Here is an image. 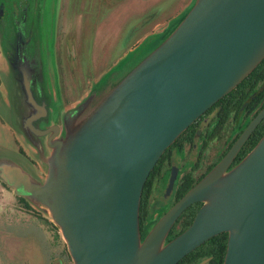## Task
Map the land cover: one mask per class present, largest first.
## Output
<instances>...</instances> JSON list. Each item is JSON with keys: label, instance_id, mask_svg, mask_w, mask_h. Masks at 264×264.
Returning <instances> with one entry per match:
<instances>
[{"label": "water", "instance_id": "water-1", "mask_svg": "<svg viewBox=\"0 0 264 264\" xmlns=\"http://www.w3.org/2000/svg\"><path fill=\"white\" fill-rule=\"evenodd\" d=\"M180 18L120 78L104 90L101 80L111 74L94 78L67 105L42 65L41 81L30 76L17 53L26 47L0 25L1 70L19 112L14 135L32 160L0 146V183L57 229L71 264H176L221 233L222 264H264V133L231 165L264 106L140 238V195L156 161L264 58V0H190L173 20ZM194 203L191 223L165 241Z\"/></svg>", "mask_w": 264, "mask_h": 264}, {"label": "rangeland", "instance_id": "rangeland-1", "mask_svg": "<svg viewBox=\"0 0 264 264\" xmlns=\"http://www.w3.org/2000/svg\"><path fill=\"white\" fill-rule=\"evenodd\" d=\"M102 1L106 0H5L6 9H10L3 22L6 33L13 38L16 31L20 46L22 43V47L35 49L43 72L50 75V90L61 94L64 105L89 91L94 78L111 74L109 78H102L101 83L106 84L103 90L110 81L120 78L160 40V33L145 35L144 26L163 22L182 2L149 0L141 5L140 0H123L112 8L103 6ZM188 2L184 0L183 4ZM186 5L182 6V11ZM175 22L172 20L173 24ZM57 35L63 65L60 66L62 85L55 51L53 55ZM12 87L10 75L1 70L0 60V146L14 152L20 149L21 154L32 161L27 147L14 135L19 112L13 101ZM9 158L23 162L18 154ZM156 197L160 203L158 198H163L164 194L159 192ZM18 207L15 195L0 183V264H42L41 240L45 230L32 219L18 214Z\"/></svg>", "mask_w": 264, "mask_h": 264}, {"label": "flooded vegetation", "instance_id": "flooded-vegetation-1", "mask_svg": "<svg viewBox=\"0 0 264 264\" xmlns=\"http://www.w3.org/2000/svg\"><path fill=\"white\" fill-rule=\"evenodd\" d=\"M122 1L123 0H106L102 1V5L113 8ZM147 1L149 0H140V4L143 5V3ZM183 1L184 0H182L181 6L177 11H172L169 18L165 19L163 22L145 25L144 27L147 28L145 35L160 33L161 39L165 38L182 18L178 19L174 24L172 23V20L182 13L181 8L186 5L185 3L183 4ZM186 1L188 2L189 0ZM6 7L5 0H0V25L3 24L4 20L8 17L7 12H9L10 9H6ZM19 25H21L20 20ZM14 36H18L16 31ZM56 45L55 58L59 69L60 84L62 85L63 74L62 68L60 67L62 63L60 62L59 52L61 46L59 47L60 38L58 35ZM20 47H22V45ZM25 47V50L21 49L19 51L18 46L17 53H22L21 59L24 60L21 61L25 65V69H28L30 76H32V78L38 76L41 81V60L38 59L33 47ZM250 87L251 86L240 95H237L234 99H232L234 93L223 98L224 95L219 99L220 101L218 100L219 102L217 101L214 103L189 125L184 130L185 132L183 131L184 134L182 136L179 135L161 154L153 166L152 169L155 168V170H153L149 178V192L146 196V215L144 218L147 217V215L148 217L145 219L143 218L142 222L139 224L140 237L145 235L144 225L146 223H151L150 221L155 214L164 212L174 203L173 200L175 199L177 190H182L188 186L190 182L201 179L222 158L248 125L249 121L252 120L264 106V84L260 87ZM263 120L264 118L259 121L256 127ZM241 148L235 155L231 165L235 163ZM19 152L22 153L20 149ZM2 186L6 188L5 185ZM159 192L164 194L163 198H158L161 201L160 203L156 201V196ZM15 198L19 206L17 208L19 211L18 214L24 215L27 219H32V221L39 224L38 226L42 225L45 230L44 240H41V245L42 248L47 250L49 260L44 264H71L66 247L61 241L57 229L48 220L43 218L41 214L34 211L22 198L17 196H15ZM18 198L22 199V201L27 204V207L24 206L22 201H19ZM178 218L175 221H177ZM40 228L41 227H39V229ZM177 228H179V225H177ZM207 261L208 258L197 264H206Z\"/></svg>", "mask_w": 264, "mask_h": 264}, {"label": "trees", "instance_id": "trees-1", "mask_svg": "<svg viewBox=\"0 0 264 264\" xmlns=\"http://www.w3.org/2000/svg\"><path fill=\"white\" fill-rule=\"evenodd\" d=\"M263 84H264V58L233 90H231L223 98H225L226 96H230L231 94L234 93V95L232 96V99H234L237 95H240L244 90L249 89L248 88L249 86H251L250 88H254L256 86L259 87L263 86ZM184 132H182L180 136H182ZM263 133H264V120L253 130V132L250 134L248 139L244 142L239 154L237 155L234 164H236L249 150L252 149V147L256 144V142L259 140V138ZM153 170H155V168L151 170L142 187L140 201H139V208H138L139 224L140 222H142L144 216L146 215V211H145L146 196L148 195L149 192L148 190L149 178ZM198 180L200 179L190 182L188 186H186L182 190L178 189L173 202H176V200H178ZM18 200L22 201V199L20 198H18ZM22 203L24 204V206L27 207L26 203H24L23 201ZM199 206H200L199 203H194L182 212L178 220L175 221L174 224L172 225L169 235L167 234L168 236H166L165 241L174 238L175 236H177L179 233H181L183 230L187 228V226L191 223V220L195 212L199 208ZM150 225H151L150 223L149 224L146 223L144 225L145 233L149 229ZM177 225H179V228H177ZM143 236L144 235H142V237L140 238H143ZM225 243H226V234L225 233L218 234L217 236L212 237L203 244H201L199 247L195 248L193 251H191L189 254L184 256L176 264H197L207 258L208 261L206 262V264H222L223 255L225 251Z\"/></svg>", "mask_w": 264, "mask_h": 264}, {"label": "crops", "instance_id": "crops-1", "mask_svg": "<svg viewBox=\"0 0 264 264\" xmlns=\"http://www.w3.org/2000/svg\"><path fill=\"white\" fill-rule=\"evenodd\" d=\"M44 218V217H43ZM46 219V218H45ZM47 220V219H46ZM44 240V239H43ZM44 247V246H43ZM43 257H42V264L46 263L49 260V254L47 250L43 248Z\"/></svg>", "mask_w": 264, "mask_h": 264}]
</instances>
